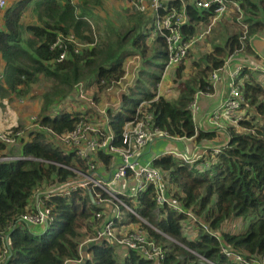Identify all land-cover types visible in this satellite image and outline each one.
<instances>
[{"label": "trees", "instance_id": "trees-1", "mask_svg": "<svg viewBox=\"0 0 264 264\" xmlns=\"http://www.w3.org/2000/svg\"><path fill=\"white\" fill-rule=\"evenodd\" d=\"M90 1L79 0L75 4L72 0H12L4 12L0 31V98L26 93L40 77L52 81V86L42 95L37 116L41 128L29 132L17 151L0 145V155L33 159L0 164V253L4 238L8 242L6 258L0 264H150L134 251L122 248L119 252L111 242L96 240L103 219L97 220L99 209L84 191L70 196L49 195L44 204L50 210L51 221L39 234L20 221L37 194L75 177L52 163L85 166L80 159L72 161L71 155L55 146L46 130L56 134L72 132L79 122L93 121L95 112L91 108L64 110L57 104H72L66 100L74 98L78 83L84 84L85 89L84 82L89 86L96 84L98 94L112 88L125 75L124 62L139 54L143 66L138 69L135 87L122 94L116 109L106 111L113 131L111 144L122 146L126 123L134 120L146 102L154 128L165 133L167 140L188 139L199 145L215 139L217 134L200 130L194 122L191 105L198 92L214 94L212 75L225 66L227 59L238 57L240 52L249 55L245 58L252 62L259 57L250 38L264 31V0H229L230 20L235 24L242 19L246 32L220 35L224 44L212 46L209 53L198 59L190 56V51L182 63L172 68L179 91L171 101L164 94H157L169 62L163 39L148 40L151 22L147 16L135 14L134 27L129 32L111 44H96L91 50L76 52V45L64 40L73 34L80 43L93 42L87 36L91 33ZM168 1L169 9L186 15L188 23L182 31L188 42L202 34L209 36L218 22L230 21L226 12L205 34L216 7H198L196 3L202 0H185L184 4ZM26 13L31 14L34 23H25ZM201 27L206 29L203 33ZM58 39L60 46H55ZM62 52L66 57L57 62ZM246 68L242 65L238 75L229 80L230 86L240 88L244 115L237 125L228 128L227 143L220 147L218 155L208 151L198 161H184L164 152L152 161L154 168L164 175L170 198L191 211L210 231L200 227L195 237L186 234L184 213L159 208L152 189L140 194L135 211L157 229L156 232L141 224L149 237L165 248L166 264H232L221 252L223 244L246 258L264 256V83ZM188 71L193 77L186 80ZM97 96L93 97L96 102ZM99 158L107 167L113 161L102 153ZM125 201L132 205L129 199ZM126 218V224L139 223L131 215ZM241 220L245 229L232 233L228 224ZM86 241L89 244L84 246Z\"/></svg>", "mask_w": 264, "mask_h": 264}, {"label": "built area", "instance_id": "built-area-1", "mask_svg": "<svg viewBox=\"0 0 264 264\" xmlns=\"http://www.w3.org/2000/svg\"><path fill=\"white\" fill-rule=\"evenodd\" d=\"M124 1L128 3L129 9L134 14H143L150 19L151 32L148 40L151 42L156 37H161L165 42L169 62L168 69L175 68L178 64L182 63L188 53L203 37L202 34L194 41L188 42L184 40L182 27L188 23L186 15L183 11L169 9L167 7L168 0ZM179 1H182L183 4L186 2L185 0ZM228 1L202 0L196 3L198 7L206 10L216 7V14L212 18V23L205 34H208L212 26L227 12ZM8 3L9 0H0V31L3 30V16ZM61 39L63 40V38ZM64 40L69 44L76 45V52L82 50L83 44L73 34L68 35ZM59 42L60 39L57 40L55 46H60ZM96 43L91 42L90 49L96 47ZM65 57L66 53L62 52L56 61L61 62ZM129 60L130 58L124 62L126 75L133 64ZM137 60H139V57H134V61ZM226 61L225 66L212 75L211 81L214 82L215 86L223 77L228 76L230 80L238 75L241 67L239 66L238 69L231 73L229 72V67L232 58ZM233 85L228 88L219 105L205 117L215 132L227 133L228 128L237 125L240 116L244 115V112L241 110L243 101L240 88ZM202 95L204 94L198 92L194 103L191 105L194 122L200 109L199 100ZM74 96L76 99L82 101L81 103L85 105L84 108L94 110L93 100L87 98L84 84L78 83L76 85ZM148 104L143 102L134 120L126 123L122 133V146L118 147L111 144L113 131L108 124L106 112L102 113L99 123L81 121L77 124L76 129L69 133L56 134L47 129L46 131L50 136L49 140L55 146L60 147L65 154L71 155L72 161L80 159L85 166H64L59 163H52L72 172L75 177L72 180L50 187L43 196H35L33 203L30 204V210L21 217L20 221L28 226L42 229L51 221L50 210L44 204V200L49 195L70 196L73 193L84 191L88 195L92 205L99 209V213L96 215L97 220L103 219L97 235V241L105 240L118 247L117 249L123 248L127 251H134L150 264H166L165 248L162 245H158L149 237L143 225L156 232L157 229L147 220L141 218L135 211L140 194L152 189L154 192V202L159 208L168 207L170 210L186 215L185 226L188 230H193L189 232L186 229V234L191 233L195 237L197 235L195 231H198L200 227L210 233L205 223H200L191 211L170 198L168 186L164 182V175L160 170L154 168L152 161L148 163L142 162L141 154H144L156 139L159 137L167 138L165 133L154 128L153 116L145 108ZM30 123L36 129L41 128L38 124L37 116L31 118ZM201 128L204 129L203 126ZM23 138V132H3L0 133V145L3 144L6 148L11 149L18 148ZM214 152L215 155H218L220 148L215 149ZM100 153L113 158L108 167L100 160ZM171 154L182 158L184 161H190L191 159L185 153L178 154L171 152ZM199 159H192V161ZM16 160L33 159L20 155H0V164ZM125 198L129 199L132 205H129L125 201ZM127 215L133 216L139 223L126 224L125 219H127ZM7 251L8 242L7 238H4L0 262H3L6 258ZM221 252L230 259L232 264H264V256L246 258L230 250L225 244L222 245Z\"/></svg>", "mask_w": 264, "mask_h": 264}, {"label": "rangeland", "instance_id": "rangeland-1", "mask_svg": "<svg viewBox=\"0 0 264 264\" xmlns=\"http://www.w3.org/2000/svg\"><path fill=\"white\" fill-rule=\"evenodd\" d=\"M72 1L75 4L79 2V0ZM89 9L92 14V18L89 21V23L91 24V33L88 32L87 36H91V38L93 39V43L97 42L96 44L99 45H102L103 42L111 44L112 42H115L118 36L126 34L130 29H132V27H134L132 20H135L134 17H136V13L134 14L129 9L128 3L124 0H92L89 2ZM230 14H232V10L229 8V12H227V16L229 17L227 18L229 20L231 18ZM238 20L240 21L235 22V24H233L231 20L227 22H218L217 25L212 29L210 35H205L202 38L203 42L197 43V45L191 50L190 56L192 54L195 59H198L201 56H204V54L209 53L218 43L222 46L224 44V40L222 39V41L219 39L220 35L222 34L229 36L239 32H246V28L242 23V19L239 18ZM24 21L25 23H34V20L31 18L30 13H26ZM205 30L206 29L201 27L202 33ZM214 31L215 33H213ZM212 39L214 42L212 41ZM250 41L253 49L257 52V55H259V57L257 60L253 61V63L249 66V69L258 79V75L262 74V76H264V31L250 38ZM82 44V49L91 50L89 47L91 43L85 42ZM127 48H131V46H128ZM136 56L139 57V60L134 61V57ZM238 57L244 59L245 57L248 58L250 56L240 52ZM129 61H132L133 64L127 75L125 73V76L119 83L115 84L112 88H109L103 93L98 94L96 84L93 83L92 86H89L87 82H84L87 87L85 89L86 96L88 99L93 100L95 115H93L92 120L95 124L97 122H100L102 113L106 112L109 109H116L119 106L120 97L123 93L127 92L133 86L135 87L136 83L134 82H136L135 80L137 78L136 76L138 69L142 68L143 66V59L142 56L138 54L135 56H131ZM169 69L165 74L166 77L162 87H158L157 89V94H164L167 98L173 101L178 97L179 86H177L174 82L176 80L174 76L175 70H172V68ZM1 74L2 65L0 66V75ZM192 74L193 73H189V71L186 72L185 79L187 80L188 78H192ZM260 81L262 82V80ZM2 84H4L3 81ZM51 86L52 81L40 77L33 85L27 88L26 93L21 95L10 93L7 97H4V99L0 98V117H4V119H6V117L9 118L6 122L0 121V133L8 132L11 129L16 128L18 129L16 131L23 132L24 140L27 139V134L36 129L31 126L30 119L38 116L42 104V95L48 92ZM96 95H98L97 102L93 99V97ZM73 97L74 98H69L66 100V103L73 102L72 104H65L64 102H60L57 105L61 107L60 109L65 110L68 108L70 111L76 112L77 110L83 109L85 105L81 103L82 101L76 99L74 95ZM17 150L18 148H13V151ZM179 150H181L180 147L174 145L173 143L167 142L164 151H176L175 153H177L179 152ZM48 189L40 192L37 195L43 196V194ZM234 225L236 226L234 227ZM30 228L36 231V234L40 233V230L37 229V227L30 226ZM228 228L231 229L232 233L236 234L242 232V230L245 229V224L242 220L234 221L233 223L228 224ZM86 244H89L88 241L84 242L83 245L85 246ZM121 250L122 248L118 249L119 252H121ZM121 261L122 258L120 257L119 262Z\"/></svg>", "mask_w": 264, "mask_h": 264}, {"label": "crops", "instance_id": "crops-1", "mask_svg": "<svg viewBox=\"0 0 264 264\" xmlns=\"http://www.w3.org/2000/svg\"><path fill=\"white\" fill-rule=\"evenodd\" d=\"M252 63H253L252 61L245 58L241 59V57L238 58L232 57V62L229 67V72L233 73L236 69H238L239 66L241 67L242 65L249 67ZM258 76H259L258 79L262 80V82L264 83V78H261L263 76L262 75H258ZM229 86H230L229 77L228 76L223 77L220 80V82H218L217 85L215 86L214 94L202 95L199 100L200 109L198 111L195 122L197 123L198 128L202 129L201 126L204 127V129H202L203 131L216 133L217 137L215 139L210 141H202L198 145L193 140H188V139L167 140L165 138L159 137L153 142L152 145L149 146V148L144 152V154H141L142 162L144 163L151 162L156 157H159L161 153L164 152H176V151H164L167 142L173 143L174 145L180 147L181 150H179V152L177 153H185L191 159H199V157H202L208 151H211L209 153H213L215 149L220 148V146L226 144L227 133L215 132L211 128L209 122H207L205 117L219 105V103L221 102L220 100L227 92ZM8 119H9L8 117H6V119H4V117H0V121L6 122ZM22 140H24V138ZM37 229H39L40 231L42 230L39 227H37Z\"/></svg>", "mask_w": 264, "mask_h": 264}]
</instances>
